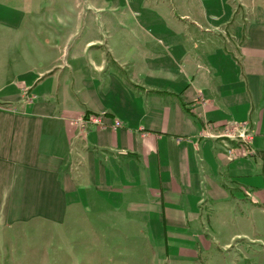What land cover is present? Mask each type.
Wrapping results in <instances>:
<instances>
[{
  "label": "crops",
  "instance_id": "obj_1",
  "mask_svg": "<svg viewBox=\"0 0 264 264\" xmlns=\"http://www.w3.org/2000/svg\"><path fill=\"white\" fill-rule=\"evenodd\" d=\"M53 1L0 5V231L151 218L179 253L210 244L222 207L264 215V0H171L173 18L166 0ZM230 119L253 156L203 135Z\"/></svg>",
  "mask_w": 264,
  "mask_h": 264
},
{
  "label": "rangeland",
  "instance_id": "obj_2",
  "mask_svg": "<svg viewBox=\"0 0 264 264\" xmlns=\"http://www.w3.org/2000/svg\"><path fill=\"white\" fill-rule=\"evenodd\" d=\"M164 3L167 6H160L159 12L165 18L175 17L176 12L178 17V12H182L173 8L171 0ZM53 4V0H0L3 7L29 11L28 14L35 12L40 17L50 13ZM80 14L89 18L93 9L82 10ZM84 26L81 21L76 37L86 35ZM188 26L192 28L191 24ZM183 45L191 46L189 38ZM243 203L246 209L230 207L228 211L222 207L216 212L218 223L210 226L208 246L179 253L180 246H176L181 244L170 239L165 245L162 229L155 227L159 219L94 218L88 212L86 218L72 219L65 225L33 223L8 227L0 231V264H264V215L258 213L262 203L253 205L248 200ZM181 254L193 256L183 259Z\"/></svg>",
  "mask_w": 264,
  "mask_h": 264
},
{
  "label": "built area",
  "instance_id": "obj_3",
  "mask_svg": "<svg viewBox=\"0 0 264 264\" xmlns=\"http://www.w3.org/2000/svg\"><path fill=\"white\" fill-rule=\"evenodd\" d=\"M74 123L79 127H85L86 125L97 124L102 127L105 126L104 122L100 115L93 114H84L79 116ZM120 125L119 121H115L113 126L117 127ZM203 135L207 137H216L221 138L223 141L229 142L226 144L224 148L225 153L230 156H235V147L231 146V144L237 145L240 149H242V154L246 156H253L254 151L251 147V142L253 138V133L249 129L247 121H237L230 119L226 121L221 127L218 134H214L211 130L207 129L203 132Z\"/></svg>",
  "mask_w": 264,
  "mask_h": 264
},
{
  "label": "trees",
  "instance_id": "obj_4",
  "mask_svg": "<svg viewBox=\"0 0 264 264\" xmlns=\"http://www.w3.org/2000/svg\"><path fill=\"white\" fill-rule=\"evenodd\" d=\"M0 105H3V104L0 103Z\"/></svg>",
  "mask_w": 264,
  "mask_h": 264
}]
</instances>
